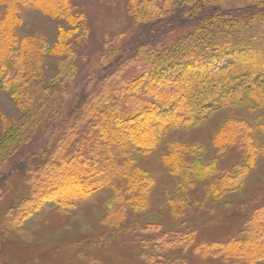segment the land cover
<instances>
[{"label": "trees", "instance_id": "16d2710c", "mask_svg": "<svg viewBox=\"0 0 264 264\" xmlns=\"http://www.w3.org/2000/svg\"><path fill=\"white\" fill-rule=\"evenodd\" d=\"M21 1L78 27L80 15L72 12L69 0ZM223 1L140 0L133 7L135 13L143 9L138 25H147L145 37L130 48L131 55L126 59L121 61L122 53L110 56L103 66L101 84L74 99L70 108L72 113L79 110V117L25 178L29 195L17 207L18 218L26 217L46 200L68 205L72 199L82 200L111 185L115 197L108 203L105 220L118 225L128 204L143 207L142 201L135 199L146 191L150 181L132 163V150L149 153L166 143L163 138L168 131L194 127L219 109L244 103L251 110L264 109V0H248L232 8L222 6ZM71 37L70 30L61 29L53 46L36 45L28 51L26 47L17 48L10 25L0 29V89L11 92L28 112L19 126H8L0 136V161L13 157L17 148L29 141L46 119L48 109L55 106L56 86L63 87L73 77L71 70L76 64L67 41ZM38 53H64L58 73L43 88L23 82L34 70L24 57L34 58ZM37 62L36 57L34 64ZM20 64L23 70L19 74ZM131 65L133 69L128 71ZM262 115L260 129L264 128V111ZM249 128L248 121L229 119L219 131L233 137L232 141L239 138L242 146L244 141L247 151L256 146L255 140L245 134ZM164 147L167 151L162 162L173 177L205 178L215 169L189 159L186 152L191 149L187 145L169 142ZM230 178L233 182L238 176ZM245 218L243 245L241 240L194 245L198 236L193 230L183 231L177 241L154 245L159 252L165 246L172 247L158 257L165 259V264H187L184 257H175L178 253L173 250L179 247L182 254L191 244V250L202 257L211 253L223 261L233 260L231 264H264V203ZM143 245L152 248L145 242ZM148 256L152 264L159 263L153 261L151 252Z\"/></svg>", "mask_w": 264, "mask_h": 264}, {"label": "rangeland", "instance_id": "374dc122", "mask_svg": "<svg viewBox=\"0 0 264 264\" xmlns=\"http://www.w3.org/2000/svg\"><path fill=\"white\" fill-rule=\"evenodd\" d=\"M139 1L69 0L72 12L80 15L75 28L66 19L47 15L21 0H0V29L10 25L17 48L30 51L36 45L53 46L61 29L70 30L72 37L67 41L76 64L71 70L73 77L63 87L56 86L55 106L48 109L46 119L29 141L19 146L8 161H0V264H152L150 252L155 262L160 260V253L172 248L165 246L159 252L154 245L177 241L181 232L191 230L199 239L194 245L225 240H241L243 245L245 217L264 203V128L259 127L264 109L251 110L248 103L213 111L194 127L168 131L163 138L166 143L158 144L149 153L132 150V163L150 181L146 191L135 199L142 201L143 207L128 204L118 225L105 220L108 203L115 197L111 185L82 200L72 199L68 205L46 200L21 220L16 215L18 205L29 195L25 178L30 170L43 162L45 153L79 117L80 111L72 113L70 108L74 99L101 84L103 66L110 56L122 53L121 61L126 59L131 55L130 48L145 37L147 25H138L143 9L135 13L133 8ZM247 3L248 0H224L222 6L232 8ZM63 55L38 53L36 64V57L26 55L24 60L29 59L28 65L34 70L23 82L38 88L48 85L58 73ZM21 70L22 64L19 74ZM27 114L11 92L0 89V136L8 126H19ZM229 119L248 121L250 128L245 134L255 140V147L245 151L244 141L242 146L239 138L232 141L233 137L219 131ZM169 142L187 145L191 149L186 152L189 159L196 160L199 166L211 164L215 169L205 178L171 176L162 162L164 146ZM234 176L238 178L229 182ZM191 247L189 244L188 251L182 254L176 247L175 257H184L187 264L233 261H223L211 253L202 257ZM160 261L157 264L166 263L162 257Z\"/></svg>", "mask_w": 264, "mask_h": 264}]
</instances>
